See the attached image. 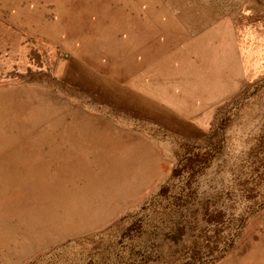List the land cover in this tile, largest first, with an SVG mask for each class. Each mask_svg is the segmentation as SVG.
I'll return each instance as SVG.
<instances>
[{
	"label": "rangeland",
	"instance_id": "1",
	"mask_svg": "<svg viewBox=\"0 0 264 264\" xmlns=\"http://www.w3.org/2000/svg\"><path fill=\"white\" fill-rule=\"evenodd\" d=\"M49 5L0 0V264H264V0H119L113 54Z\"/></svg>",
	"mask_w": 264,
	"mask_h": 264
},
{
	"label": "crops",
	"instance_id": "2",
	"mask_svg": "<svg viewBox=\"0 0 264 264\" xmlns=\"http://www.w3.org/2000/svg\"><path fill=\"white\" fill-rule=\"evenodd\" d=\"M118 2L119 0H50L48 11L58 14L57 28L71 30L66 32L74 40L80 41L83 51L93 48L97 53L109 50L113 54L122 49V32H129L130 26L132 30L138 29L135 23H129L127 9H120ZM114 3L117 5L113 6ZM143 53L145 54V50Z\"/></svg>",
	"mask_w": 264,
	"mask_h": 264
}]
</instances>
